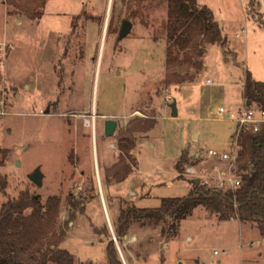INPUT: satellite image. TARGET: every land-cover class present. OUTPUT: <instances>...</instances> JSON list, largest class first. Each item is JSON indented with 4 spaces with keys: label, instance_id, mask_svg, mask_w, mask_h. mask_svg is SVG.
Wrapping results in <instances>:
<instances>
[{
    "label": "rangeland",
    "instance_id": "obj_1",
    "mask_svg": "<svg viewBox=\"0 0 264 264\" xmlns=\"http://www.w3.org/2000/svg\"><path fill=\"white\" fill-rule=\"evenodd\" d=\"M197 1L213 10L228 39L229 59L219 44L207 45L196 79L174 87L163 82L167 0H46L43 14L34 20L24 13L8 15V0H0V179L7 183L0 189V203L24 188L42 201L58 195L56 226L67 231L60 245L98 263L104 261L101 244L82 238L108 239L102 229L106 223L110 229L112 218L105 207L116 212L128 203L157 206L162 196L187 194L193 178L215 185L217 169L227 171L232 163L208 149H232L246 71L264 80V26L248 14V0ZM78 13L83 15L73 30L72 17ZM124 18L133 27L119 39ZM174 100L176 115L169 105ZM91 109L98 112L95 132ZM135 116L155 120L131 151L137 169L106 184L104 167L119 153L116 132ZM110 117L117 126L106 135ZM184 149L193 162L176 169ZM37 166L44 175L41 186L28 177ZM170 221L167 217L156 228L132 225L131 239L123 236L125 251L119 245L130 264H264V237L255 223L219 219L198 206L181 219L175 236L167 230L159 242L155 231Z\"/></svg>",
    "mask_w": 264,
    "mask_h": 264
},
{
    "label": "trees",
    "instance_id": "obj_2",
    "mask_svg": "<svg viewBox=\"0 0 264 264\" xmlns=\"http://www.w3.org/2000/svg\"><path fill=\"white\" fill-rule=\"evenodd\" d=\"M166 56L163 82L165 85H180L196 79L204 66L206 46L219 44L228 60L230 50L227 36L223 34L213 10L197 0H167ZM46 0H8V15L23 13L28 19H37L43 12ZM260 0H248L247 12L264 26ZM83 13L73 15V30L77 28ZM17 17V16H16ZM93 18L84 14V18ZM108 31L110 26L108 25ZM232 58H235V51ZM242 102L245 107L260 106L264 109V80L246 71L242 82ZM154 118L132 117L125 126L118 128L116 142L118 158L104 167L106 184L124 180L137 169V157L132 149L138 135L154 125ZM193 156L184 149L177 158L175 168L189 162ZM193 162V161H191ZM232 171L240 178L237 187H209L199 178H193L192 188L185 195L162 196L157 206H138L128 203L121 207L112 220L117 241L124 250L123 236L129 234L134 223L141 222L158 226L167 217L171 218L168 230L177 234L181 219L191 215L198 206L215 212L219 219L238 218L255 223L264 237V122L258 129L245 126L237 135V155ZM181 177L180 173L178 174ZM199 179V182H196ZM6 180L0 189L5 190ZM108 211L110 207H108ZM60 212V197L48 195L44 201L29 189H21L18 195L0 203V264H124L107 223L102 232L107 235L104 261L95 263L91 257H80L76 252L62 247L66 228L56 226ZM70 218L67 223L70 222ZM101 232V233H102ZM125 251V250H124ZM127 263H131L124 252Z\"/></svg>",
    "mask_w": 264,
    "mask_h": 264
},
{
    "label": "built area",
    "instance_id": "obj_3",
    "mask_svg": "<svg viewBox=\"0 0 264 264\" xmlns=\"http://www.w3.org/2000/svg\"><path fill=\"white\" fill-rule=\"evenodd\" d=\"M206 82L212 84L215 81L212 78H207ZM224 111L225 108L220 105L217 110V112L219 113V117H223L222 113ZM235 118L237 121V130L235 135L232 137L233 144L231 151L217 152L214 149H208L209 154L218 157L220 160L230 161L232 163V166L237 155V135L240 131V128L249 126L252 127L254 130L258 129L260 124L264 122V109L260 106H252L249 108L242 106L236 112ZM86 122L90 124L91 120L88 119ZM232 166L227 171L217 169L218 173L216 174L214 181V186L216 188H226L228 186L237 187L240 184V178L236 173L232 171ZM187 171L193 172L194 169L189 167Z\"/></svg>",
    "mask_w": 264,
    "mask_h": 264
},
{
    "label": "water",
    "instance_id": "obj_4",
    "mask_svg": "<svg viewBox=\"0 0 264 264\" xmlns=\"http://www.w3.org/2000/svg\"><path fill=\"white\" fill-rule=\"evenodd\" d=\"M133 27V21L129 18H124L121 22V25H120V28H119V31H118V38L121 39L123 37H125L126 35L129 34V32L131 31ZM170 107H171V110H172V114L173 115H176L177 114V105H176V101H172L171 103H169ZM116 126H117V120L115 118H107L106 121H105V128H104V131H105V134L106 135H112L116 129ZM43 172L41 171V167L40 166H37L34 168V170L30 173H28V177L31 181H33L36 185L38 186H41L42 185V182H43ZM196 182H199V179H196ZM110 230H111V233H112V237L113 239L115 240V243L117 245V248L119 250V253H120V256L122 258V261L124 264H126V261H125V258L121 252V249H120V246L118 244V241H117V238H116V235L114 233V230L110 224Z\"/></svg>",
    "mask_w": 264,
    "mask_h": 264
},
{
    "label": "crops",
    "instance_id": "obj_5",
    "mask_svg": "<svg viewBox=\"0 0 264 264\" xmlns=\"http://www.w3.org/2000/svg\"><path fill=\"white\" fill-rule=\"evenodd\" d=\"M18 20V19H17ZM105 28H104V20H103V22H102V30H104ZM108 29V28H107ZM94 113V116L92 117L93 118V126H94V132H95V118L97 117V115H98V112L95 110V109H91ZM134 111V110H133ZM133 111L131 112V113H133ZM88 125H91V123L90 124H88ZM93 143H94V145H96V133H94L93 134ZM116 140V139H115ZM100 178H101V176H100ZM104 206H105V204H104ZM105 211H106V215L108 216V217H111L112 218V220H115L116 218H117V216H118V214H119V211H116V212H114L113 211V207L111 206V208H110V210L108 211V208L107 207H105ZM141 226H145V224H143V225H141ZM133 227V226H132ZM155 228L157 227V226H154ZM112 228H113V225H112ZM167 230H168V226H164L162 229H160L159 231L157 230V231H155L157 234L159 233V236L157 237V240L160 242V240H161V237H163L165 234H167ZM133 234H135V232H134V228H131L130 229V232H129V234H127V235H125V237H129V240L131 239L130 237H131V235H133ZM169 238H171V236L169 237ZM82 240L85 242V243H87V244H94L95 245V243L97 242V243H100L101 245V250H103L104 251V249H105V244H106V242H107V239L105 238V237H103V239L102 240H98V241H89L88 239H84V238H82ZM169 240V239H168ZM171 240V239H170ZM156 241V240H155ZM93 242V243H92ZM161 247V246H160ZM74 250H75V248H73ZM85 252H87V250H85L84 251V253ZM162 255V254H161ZM161 255H160V257H161ZM87 257H89V256H87ZM104 258V256L102 255V259ZM167 258V257H166ZM135 260H137V259H135ZM126 264H127V262H126ZM186 264H188V263H186Z\"/></svg>",
    "mask_w": 264,
    "mask_h": 264
}]
</instances>
